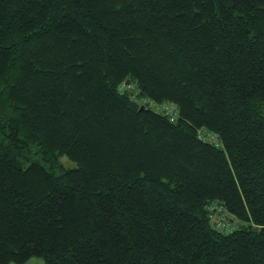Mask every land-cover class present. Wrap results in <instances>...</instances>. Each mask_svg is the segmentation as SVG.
Segmentation results:
<instances>
[{"label": "trees", "instance_id": "trees-1", "mask_svg": "<svg viewBox=\"0 0 264 264\" xmlns=\"http://www.w3.org/2000/svg\"><path fill=\"white\" fill-rule=\"evenodd\" d=\"M33 256L264 264V0H0V264Z\"/></svg>", "mask_w": 264, "mask_h": 264}, {"label": "rangeland", "instance_id": "rangeland-1", "mask_svg": "<svg viewBox=\"0 0 264 264\" xmlns=\"http://www.w3.org/2000/svg\"><path fill=\"white\" fill-rule=\"evenodd\" d=\"M65 163H67V161L64 159ZM10 264H18V263H10ZM24 264H50L48 263L44 257H40V256H33L31 257L28 261H26Z\"/></svg>", "mask_w": 264, "mask_h": 264}, {"label": "built area", "instance_id": "built-area-1", "mask_svg": "<svg viewBox=\"0 0 264 264\" xmlns=\"http://www.w3.org/2000/svg\"><path fill=\"white\" fill-rule=\"evenodd\" d=\"M168 111H170L171 113H173L174 111H171V110H168ZM212 138V137H211Z\"/></svg>", "mask_w": 264, "mask_h": 264}]
</instances>
